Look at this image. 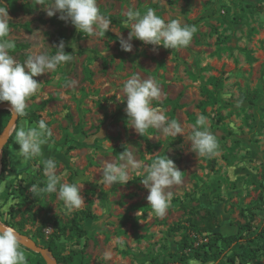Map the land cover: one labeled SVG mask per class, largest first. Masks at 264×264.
I'll return each mask as SVG.
<instances>
[{
  "label": "rangeland",
  "instance_id": "374dc122",
  "mask_svg": "<svg viewBox=\"0 0 264 264\" xmlns=\"http://www.w3.org/2000/svg\"><path fill=\"white\" fill-rule=\"evenodd\" d=\"M5 3L10 17L6 39L14 44L10 55L23 64L31 53L51 54L57 31L48 23L52 17L42 10L41 0ZM97 6L124 21L111 23L102 37L79 33L65 22L70 37L63 42L73 59L55 72L34 77L40 88L27 101V114L46 121L51 139L42 145L41 155L30 159L17 155L15 137L9 145L0 180V225L9 227L24 218L22 234L14 229L23 241L47 250L45 243L54 237L62 255L73 254L74 264H180L175 255L184 235L192 244L187 254L204 258L190 257L187 264H264V232L259 234L264 228V0H165L166 7L160 0H97ZM149 7L165 20L172 9L185 24L195 26L190 44L154 48L134 39L132 51H123L119 35L127 38L130 31L127 10L143 13ZM132 75L159 83L161 96L152 106L180 123L184 136H167L155 128L143 136L136 133L127 122L123 92V83ZM69 80L78 83L67 87ZM0 107L9 112L0 141L11 122L12 131L36 126L19 117L12 121L9 102ZM200 114L217 138L215 155L199 156L187 139ZM124 147H132L145 166L157 156H167L182 172L181 183L166 189L173 199L163 217L153 212L143 177L135 171H129L125 185L100 183L102 163L117 162L120 154L114 151ZM49 158L56 161L62 182L83 186L85 204L79 210L90 206L96 216L78 223L86 237L72 231L70 220L79 210L68 213L55 193L38 192V202H33L32 178ZM45 182L43 174L39 187ZM183 205L199 216L212 210L220 225L215 230L222 236L252 242L244 248L224 249L221 243L210 248L206 234L195 237L186 228ZM251 216L253 231L246 232ZM176 224L185 227L172 231ZM117 240L124 241L123 247ZM20 250L26 264H47L32 248ZM105 252L111 259L103 258Z\"/></svg>",
  "mask_w": 264,
  "mask_h": 264
},
{
  "label": "clouds",
  "instance_id": "9594fccd",
  "mask_svg": "<svg viewBox=\"0 0 264 264\" xmlns=\"http://www.w3.org/2000/svg\"><path fill=\"white\" fill-rule=\"evenodd\" d=\"M41 2L44 5L42 10L48 17L59 14L58 19L70 22L79 33L102 37L110 28L111 20L101 14L97 0H41ZM160 2L165 6V0ZM168 14L170 18L165 20L151 7L143 13L129 8L126 12V23L130 26V31L127 38L119 35L122 50L131 52L134 39L153 45L154 48L161 45L166 49L187 47L196 31L195 26L185 24L182 17L172 9H168ZM9 21L5 0H0V103L9 102L13 121V117L21 118L27 115V101L39 91L40 83L34 77L55 72L59 66L72 61L73 56L65 51V43L61 40L58 45L53 46L56 49L54 54L47 51L34 52L23 64L17 62L9 51L14 44L6 39L10 32ZM102 55H105V52ZM77 83L76 80H69L66 86L75 87ZM123 92L126 99L127 122L140 136L149 128H155L167 136L177 137L178 134L184 136V128L180 123L175 119L170 120L164 111L152 106V102L159 101L161 96L160 86L156 80L141 79L137 75H132L123 83ZM191 129L187 139L191 142L192 152L201 157L215 155L218 148L217 138L208 130L207 117L200 114L195 124L191 125ZM50 136L51 131L44 119H40L35 127L18 128L15 132V140L19 145L17 155L23 159L41 155L42 145L47 143ZM101 167L100 183L103 186L127 184L130 170L142 176L141 183L148 190L146 199L158 217L166 214L173 199V193L166 189L181 183L182 172L175 166L173 160L167 156H157L150 165L145 166L136 159L132 147H124L117 162H103ZM232 172L233 169L229 168L230 176ZM43 174L46 177V186L41 188L37 184H32L30 192L55 193L58 199L63 201L68 213L81 209L85 204L81 195L83 186L62 182V177L57 174V163L54 159L43 161ZM50 230L51 228H46V232ZM117 243L123 247L124 241L117 240ZM103 258L111 259V253L105 252ZM0 264H26V256L20 250L17 232L4 225H0Z\"/></svg>",
  "mask_w": 264,
  "mask_h": 264
},
{
  "label": "trees",
  "instance_id": "16d2710c",
  "mask_svg": "<svg viewBox=\"0 0 264 264\" xmlns=\"http://www.w3.org/2000/svg\"><path fill=\"white\" fill-rule=\"evenodd\" d=\"M101 14L108 16L111 20V23L113 24H118L123 22L124 20L118 17H115L113 15H109L106 12L100 11ZM48 23H50L52 26L56 27V31H57V37H56V44L58 45L59 42L62 40H66L70 37L69 34H67V29L65 27V21H62L60 19H58V17H52L49 19ZM23 48H26V45L22 46ZM56 51V49L54 48L51 51V54H54ZM65 51L68 53L70 52V50L68 48H65ZM159 105H163L162 103ZM8 117H9V112H7L6 110H1L0 111V132L5 128V126L7 125L8 122ZM19 119H25L27 120L29 123H34L37 125V122L40 120L38 115L35 114H27L24 117H21ZM47 124V123H46ZM48 126V124H47ZM17 126L15 127V129L12 131V133L10 134V136L8 137L6 143L3 145L2 149H1V159H0V164H1V168H0V180L2 175L6 172L7 169V150L9 145L12 143L14 137H15V132H16ZM48 139L50 140L51 138L48 137ZM152 147L151 144H147V148L150 150ZM124 151L123 149L120 150H115L114 153L115 154H120L121 152ZM42 169L43 166H39L37 171H36V175L33 176L32 178V183L33 184H37L38 186L41 185V179L43 178V174H42ZM33 195V202H38L39 199V195L38 192L36 193H32ZM183 210L184 212L187 213V223L188 226H186V228H190L191 230H193L195 237H197V235H202V234H206V236L209 238V243L208 246L210 248H216V246L221 243L223 245L224 249L227 248H244L246 247V243H251L252 239H245V238H236L235 236H227L224 237L222 236V234L218 231L215 230L216 227H219V220L218 217L216 216V214L209 209H205L204 215L203 216H199L198 211H196L195 209H189L187 206L183 205ZM252 218L249 220V222H247L245 224V228H246V232H252L253 228H252V219L253 216H251ZM94 220L96 219L95 214L92 213L90 206H87L85 209L79 210L77 212H75L71 218V224H72V231L79 237V238H83L86 237V231L82 230L78 223L82 222L83 220ZM25 219L22 218V220L20 222H18L17 224H8L9 227H11L12 229L17 230L19 233L22 234V230L24 229V225H25ZM213 221L216 223H213ZM202 224V225H201ZM57 224H55L56 226ZM57 227V226H56ZM182 227H185L182 224H176V226H173L171 228V230H179ZM57 229H59V227H57ZM241 229V227H237V230L239 231ZM264 232V228L263 230L259 231V234H262ZM86 246V243L85 245ZM192 246L191 242L189 241V237L187 235H184L180 242L177 245V253L175 255L176 257V261L179 262L180 264H187L188 259L190 257H193L196 260H203L204 258H201V256L197 253H193L191 254H187V249H189ZM24 247L22 245V243L20 242V248ZM45 248L51 253L52 257L55 260L56 264H74V256L73 254H69V255H62V253L57 249L56 243H55V238L51 237L49 238V240L45 243ZM204 261V260H203ZM233 261V259L231 260ZM39 264H45L44 261L42 260Z\"/></svg>",
  "mask_w": 264,
  "mask_h": 264
},
{
  "label": "water",
  "instance_id": "95a60500",
  "mask_svg": "<svg viewBox=\"0 0 264 264\" xmlns=\"http://www.w3.org/2000/svg\"><path fill=\"white\" fill-rule=\"evenodd\" d=\"M0 108H1V107H0ZM12 124H13V123L9 124V125L6 127V129L4 130V132H3L2 135H1V139H2V137L5 135V133L7 132V130L12 126ZM2 147H3V146H2ZM2 147L0 146V153H1V149H2ZM18 236H19L20 242L22 243L23 246L30 247V248H32L34 251L41 253V254L43 255V257H44V259H45V261H46L47 264H56V263H55V260H54V258L52 257V255H51L50 252H48L47 250H45V249H43V248H40V247L37 246L35 243H27V242L23 241V237H22L21 235L18 234ZM52 260H53L54 263H52Z\"/></svg>",
  "mask_w": 264,
  "mask_h": 264
},
{
  "label": "bare ground",
  "instance_id": "6f19581e",
  "mask_svg": "<svg viewBox=\"0 0 264 264\" xmlns=\"http://www.w3.org/2000/svg\"><path fill=\"white\" fill-rule=\"evenodd\" d=\"M11 129H12V126L8 129L9 131L7 130L8 133L6 132L7 134L5 133L6 135H4V136L2 137V139H1V141H0V146H2L3 143H5V140H6V139L10 136V134L12 133V130H11ZM4 137H5V138H4ZM0 168H1V165H0ZM0 172H1V171H0ZM52 263H54L53 260H52Z\"/></svg>",
  "mask_w": 264,
  "mask_h": 264
}]
</instances>
